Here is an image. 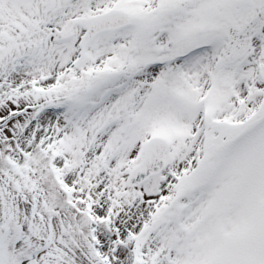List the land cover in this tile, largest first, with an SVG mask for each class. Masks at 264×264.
Returning a JSON list of instances; mask_svg holds the SVG:
<instances>
[{
    "label": "snow or ice",
    "instance_id": "snow-or-ice-1",
    "mask_svg": "<svg viewBox=\"0 0 264 264\" xmlns=\"http://www.w3.org/2000/svg\"><path fill=\"white\" fill-rule=\"evenodd\" d=\"M0 264H264V0H0Z\"/></svg>",
    "mask_w": 264,
    "mask_h": 264
}]
</instances>
